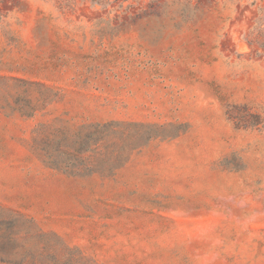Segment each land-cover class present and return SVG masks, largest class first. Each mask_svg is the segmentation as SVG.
I'll use <instances>...</instances> for the list:
<instances>
[{"label":"rangeland","instance_id":"374dc122","mask_svg":"<svg viewBox=\"0 0 264 264\" xmlns=\"http://www.w3.org/2000/svg\"><path fill=\"white\" fill-rule=\"evenodd\" d=\"M17 214L37 264H264V0H0Z\"/></svg>","mask_w":264,"mask_h":264},{"label":"trees","instance_id":"16d2710c","mask_svg":"<svg viewBox=\"0 0 264 264\" xmlns=\"http://www.w3.org/2000/svg\"><path fill=\"white\" fill-rule=\"evenodd\" d=\"M22 218L21 214L13 217L0 215V264H37L31 249L19 242L24 233ZM25 233L29 234L30 231Z\"/></svg>","mask_w":264,"mask_h":264}]
</instances>
